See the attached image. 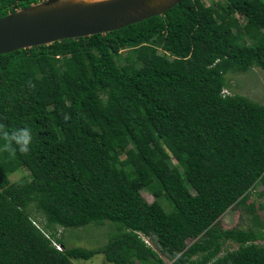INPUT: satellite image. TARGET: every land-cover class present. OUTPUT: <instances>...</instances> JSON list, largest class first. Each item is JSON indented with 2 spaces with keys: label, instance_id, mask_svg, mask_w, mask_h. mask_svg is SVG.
Instances as JSON below:
<instances>
[{
  "label": "trees",
  "instance_id": "trees-1",
  "mask_svg": "<svg viewBox=\"0 0 264 264\" xmlns=\"http://www.w3.org/2000/svg\"><path fill=\"white\" fill-rule=\"evenodd\" d=\"M39 1L0 0V18ZM255 67L264 0H180L105 34L0 54V125L32 135L29 153L0 151V264L100 253L167 264L144 237L174 264H264L259 229L220 223L234 206L264 221V203L248 202L264 196V103L228 90L229 74ZM106 222L119 232L96 248L59 230Z\"/></svg>",
  "mask_w": 264,
  "mask_h": 264
},
{
  "label": "water",
  "instance_id": "water-1",
  "mask_svg": "<svg viewBox=\"0 0 264 264\" xmlns=\"http://www.w3.org/2000/svg\"><path fill=\"white\" fill-rule=\"evenodd\" d=\"M180 0H42L0 18V54L107 33L163 15Z\"/></svg>",
  "mask_w": 264,
  "mask_h": 264
},
{
  "label": "rangeland",
  "instance_id": "rangeland-1",
  "mask_svg": "<svg viewBox=\"0 0 264 264\" xmlns=\"http://www.w3.org/2000/svg\"><path fill=\"white\" fill-rule=\"evenodd\" d=\"M207 4H211V0H207ZM228 79L232 84V89H228L230 92L247 95L258 102L264 103V69L255 67L244 73H231L228 75ZM23 175L24 172L20 170L13 173L11 175V179L15 181ZM263 187L264 185H257L255 191L258 192L259 190H262ZM142 195L149 203L159 200L166 206L169 204L166 198L163 196L157 197V195L149 189L143 190ZM254 200L258 206L260 203H264V196H258L257 193L254 192L248 202L251 203ZM258 212L263 216H261V218H264V210L259 209ZM32 214L33 216L38 217L37 221L42 220L40 214L35 210H33ZM261 221V225H259V223H254L252 215L245 210L244 206L231 207L220 218L221 226L225 229L234 228L236 226L243 227L245 229L253 227L257 230L259 229V231H261L264 235V224L262 225L264 221L263 219ZM59 230L62 235L65 234V241L68 246H83L87 248L103 246L111 237L115 236L119 232L117 224L113 222H106L101 225L89 224L85 227L79 228L60 227ZM145 240L159 251L160 255L164 258L167 264H174V259L162 252L156 242L147 237ZM257 243L264 245V239L258 240ZM236 248H238V244L233 241H228L224 245L225 251ZM74 264H111V262L107 261L104 253H100L90 259H75ZM136 264H138V262H136Z\"/></svg>",
  "mask_w": 264,
  "mask_h": 264
},
{
  "label": "clouds",
  "instance_id": "clouds-1",
  "mask_svg": "<svg viewBox=\"0 0 264 264\" xmlns=\"http://www.w3.org/2000/svg\"><path fill=\"white\" fill-rule=\"evenodd\" d=\"M0 139L4 141L3 145L0 146V151H10L13 154H15L17 151H19L21 154H27L30 152L32 135L31 130L27 127L9 131L3 125H0ZM145 238L146 237H144V239ZM53 244L59 249L62 248V246L55 241Z\"/></svg>",
  "mask_w": 264,
  "mask_h": 264
}]
</instances>
